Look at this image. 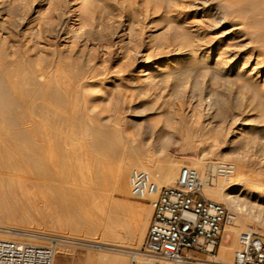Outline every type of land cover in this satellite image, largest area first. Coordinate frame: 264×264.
Returning <instances> with one entry per match:
<instances>
[{"label":"rangeland","instance_id":"obj_1","mask_svg":"<svg viewBox=\"0 0 264 264\" xmlns=\"http://www.w3.org/2000/svg\"><path fill=\"white\" fill-rule=\"evenodd\" d=\"M215 1L222 2L226 7V0ZM182 2L183 0H181L182 6H178L179 10L174 9L175 11H172V8L168 6L164 5L163 7V1L159 0H26L24 4L19 3L17 6L22 18L18 19L17 16H14L12 21L17 25L15 29L19 28L24 36L29 37L27 31L30 23L33 25L32 22L35 19H40L41 38L36 40L38 50H41V54L45 53L42 54L44 58L52 59L53 67L57 64L58 70H63L62 72L59 71L62 79L69 77L68 79L71 81L81 83L79 87L74 88L75 92L72 91V98L77 99L75 101L77 106L68 108L65 115L69 117L73 112L79 110L83 119L91 118L87 120V123L95 125L96 118L102 121L108 120L109 117L114 116L116 109H118L121 114L119 127L124 134L132 135H129L132 138V143L129 142L132 144L128 147L129 152L143 154L147 151L146 153H149L153 158L149 164L153 180L156 179L162 185H173L179 169L183 165L194 167L202 173V168L196 167L194 163L206 161H213L216 164L219 162L236 164L244 169L247 179L257 177V175L258 178L262 179L261 176H264V67L262 66L255 74L249 75L246 73L251 65L246 68V71V69H241V59H233L230 55L225 57V54L221 52L223 47L231 45L234 41H228L229 44L227 42L214 44L209 50L210 54L209 52L193 54L191 49L194 44H190L191 37L197 34L195 36L198 37L196 43L200 40L201 42L200 44L195 43V47L201 45L199 48H203L208 32L202 23L198 24L196 31L192 30L193 27L189 24L186 25L180 21L184 19L192 21L195 18L197 20L194 10L186 6L188 0L185 1L186 3ZM53 5L57 7L53 9ZM99 7L102 9L100 19L98 14L96 15ZM226 10L230 14L231 9L226 7ZM36 11L37 14H35ZM32 14L36 15L35 18ZM231 15L232 13L229 16ZM46 16L52 20L50 28L44 23ZM171 16H177L180 19V26L173 28L174 31L164 27L168 23L167 20L172 18ZM59 23L66 25H63V33L60 36L51 30L53 26L56 29ZM181 28L183 29L182 32L186 31L182 33ZM77 32H80L78 36L77 34L74 36ZM186 32L188 34L182 36ZM72 33L74 35H71ZM203 34L207 35L204 37ZM200 35L203 36L201 39L199 38ZM186 36L188 39L185 40L184 37ZM2 41L7 46L23 48L25 38L21 39L19 42L21 44L13 40L2 39ZM202 43L204 44L202 45ZM249 45L247 52L255 48L259 49L254 50L259 59L257 62L264 65V43L259 44L252 41ZM239 47L243 46L239 45ZM199 48L197 49L198 52L200 51ZM29 54L34 63L38 62L39 59L35 56V52L29 51ZM217 55L219 56L217 57ZM34 58L37 60H33ZM255 62L253 59L249 64L252 63L253 65ZM189 64H193L194 68L191 73H187L182 78L169 76L164 79L166 81H162L163 79L157 80L158 77L154 78L148 75L157 68L155 71L157 73L163 71L170 73ZM75 94L77 95L74 98ZM106 100L107 102H105ZM102 102H104V107ZM49 118L47 117L43 121L45 126H48L50 122L54 123ZM58 127L69 134L73 133L74 130V126L64 120L58 122ZM183 128H200L201 131L199 135L189 140L186 135L178 133V130H183ZM125 130L128 132H124ZM78 140V142L72 143V147L71 145L70 147L74 148L80 156L78 155L76 158L71 156L72 159L69 158V160L82 162L83 169L87 171L88 166L96 159L98 151L93 150V147L92 149L87 147L89 146L87 144L92 140L91 136ZM170 161H174L178 165L172 182H169L168 177L161 171V168ZM71 163L73 164V162ZM213 171H209V174L214 175L215 179L212 183L207 184L208 186L224 183L223 177L235 178L233 174L223 175L217 173L216 169ZM75 172L73 175L76 176L77 174L78 180H80L77 170ZM202 193L206 196L205 187L202 189ZM111 196L113 200L125 202L132 207L137 204L143 205L145 208L149 207L152 212L149 197L135 198L129 192L119 191H112ZM79 199H85V194L79 196ZM100 199L97 197L96 204L89 209L81 205L80 210L85 211L88 217H99L102 206ZM107 203L104 202L105 207ZM70 204H73V201ZM242 209L244 208L242 207ZM230 210L234 219L232 223L225 226L221 240L223 244L231 242L233 237L231 227H239L240 231L251 227L264 235V232L261 231L264 224L260 223L254 214L244 213L247 218L243 228L236 221L239 213L232 208ZM151 212L148 214L147 211H143L141 217L147 218L149 222ZM25 226L33 231H43L47 227L44 222L39 220L31 224L26 223L23 225L24 228H20L25 229ZM6 229L0 225V230ZM20 231L23 230H18V233ZM67 231H69L68 228L62 227L53 233L50 232L48 236H57L59 233ZM119 231L120 235L123 236V245L120 249L129 250L127 255V264H129L132 253L141 248L145 237L139 245L134 246L130 230L120 229ZM23 237L21 239L16 237V239L28 241ZM45 240L42 238L32 241L45 243ZM236 247L234 245L233 250ZM85 252L84 247L63 245L59 241L53 264H81L78 263V260ZM113 252L115 251L107 253V259L110 263L117 258V253Z\"/></svg>","mask_w":264,"mask_h":264},{"label":"bare ground","instance_id":"obj_2","mask_svg":"<svg viewBox=\"0 0 264 264\" xmlns=\"http://www.w3.org/2000/svg\"><path fill=\"white\" fill-rule=\"evenodd\" d=\"M159 1H163V7L164 5L168 6L172 8V11L174 9L179 10L178 6L181 5V0ZM185 1L183 0V2ZM25 2L26 0H0V225L7 228L6 230H0V238L19 240L24 236L23 238L28 240L26 242L34 243L32 240L46 239L49 237L50 232L53 233L57 229L66 227L69 231L59 233L57 235L58 241L63 245L80 246L86 249L85 254L79 258L78 263L109 264L107 253L115 251L117 258L110 264H127L129 250L120 249L123 245V236L120 235L119 230L129 229L134 246L139 245L146 235L148 222V219L141 217V215L143 211H147L149 214L151 208H145L143 205L138 204L132 207L125 202L115 201L111 193L112 191L130 193L129 173L132 166L145 169L152 174L149 164L153 161V158L149 153H146L147 151L143 154L129 152L128 147L132 145V138L129 136L131 134H124L119 127L121 114L118 109H116L114 116L109 117L108 120L102 121L96 118L95 125L87 123L90 117L87 120L83 119V115L79 110L73 112L69 117L65 115L68 108L77 106L75 105L77 99L72 98V91H74V88L79 87L81 83L71 81V79H68L69 77L62 79L59 74L61 69L58 70L57 64H54L53 67L52 59H48L46 56L44 58L42 54L45 53L41 54V50H38L36 40L41 38L40 19H35L32 22L33 25L30 23L29 27L27 26L29 37L24 36L19 28L15 29L17 25L12 21V17L22 18L19 15L17 6L19 3L24 4ZM225 4L227 9H231V16H229L228 10L220 1L188 0L186 6L194 10L197 20L196 18L195 20L191 19L192 21L184 18V20H180L177 16H171L170 20L166 19L168 23L164 27L174 31L173 28L180 26L179 22L183 21L186 25L189 24L193 27L192 30L197 31L198 24L202 23L208 32L207 40L205 38L204 47L199 48L201 45L195 47L196 40H198V37H195L197 34L191 37L190 44H194L191 49L193 54H204L209 52L214 44L234 41V43L231 42V45L225 44V47L221 45L223 49L222 51L219 49V52L225 54V57L230 55L233 59H241V69H246L251 65L248 71L246 69V74H255L264 65L257 62L259 59L254 51L257 48L249 50V52H247V49L252 41L259 44L264 43V0H226ZM56 7L53 5V9ZM97 12L96 15L98 14L100 19L102 9L99 7ZM35 14H37V11ZM107 14L109 15V13ZM102 20H104L103 17ZM44 23L50 28L51 18L46 16ZM63 25L59 23L56 29L53 26L51 30L54 31V34L60 36L63 33L64 26H66ZM51 30L49 29V31ZM79 33L77 32L75 35L72 33L71 35L76 36L77 34L78 36ZM187 34L188 32L182 34V36ZM203 35L205 37L207 34ZM201 37L203 36L200 35L199 38L201 39ZM22 38H25L23 48L20 45V48H17L18 46L16 48L7 46L2 41V39H6L8 41H18L19 43ZM184 38L185 40L188 39L187 36ZM186 42L188 43V41ZM200 42L196 44H200ZM239 45L243 47H239ZM198 48L199 52L197 51ZM29 51L35 52V56L39 59L38 62L34 63L31 60ZM220 53L218 54L221 56ZM253 59L256 62L253 65L252 63L249 64ZM225 62L227 63V60ZM193 68V64H189L170 73L166 71L157 73L155 72L157 68L148 75H150L149 77H158L157 80L163 79L162 81H166L164 79L169 76L182 78L187 73H191ZM79 78L82 77L79 76ZM82 80L84 81V79ZM81 93L83 92L81 91ZM76 95H74V98ZM45 116L46 118L50 117L54 123L50 122L48 126H45V123H43L46 120ZM61 120L74 126L73 133L69 134L58 127V122ZM200 131V128H183V130H178V133L186 135V138L191 140L194 136L199 135ZM89 136L92 137V140L87 144L89 145L87 147H91V149L93 147V150L98 151V154L94 162H91L88 166V170L85 171L82 162L71 160L79 155L71 147L72 143L79 141L78 139H85ZM91 149L89 148V150ZM71 156L73 157L71 158ZM69 158H71L73 164ZM194 165L202 168V173H200L192 167L203 176L219 167L223 168L224 172L229 171L235 175L233 179L223 177L224 183L220 181L221 183L215 186L205 185L206 196L215 201L223 202L235 212L237 211L239 215L236 221L242 227L247 218L244 213L254 214L258 221L260 220V223L264 224V176H261L262 179L258 178V175L247 179L244 169L232 163L219 162L216 164L213 161H206L195 162ZM177 167L178 165L174 161H170L161 168L163 174L168 177L169 182H172ZM76 170L80 180H78L77 174L76 176L73 175ZM154 182L158 186L162 185L156 179ZM82 194H85L83 200L79 199ZM155 196L154 193H151L143 198L149 197L152 200ZM97 197L102 199L99 200L102 205L100 216L88 217L85 211L80 210L81 205L89 209L96 204ZM71 201H73V204H70ZM104 202H108L106 207ZM38 220L46 224L45 231H33L27 229L29 227L26 228V226L23 229V225L26 223L31 224ZM231 229L233 232L231 242L229 244L221 242L217 257L207 258L208 263L206 264L215 263L218 259L225 262L231 261L234 252L233 246H237V238L241 232L239 227H231ZM18 230L23 231L18 233ZM261 231L264 232V227ZM11 233L14 234L11 235ZM16 237L19 239H16Z\"/></svg>","mask_w":264,"mask_h":264},{"label":"built area","instance_id":"obj_3","mask_svg":"<svg viewBox=\"0 0 264 264\" xmlns=\"http://www.w3.org/2000/svg\"><path fill=\"white\" fill-rule=\"evenodd\" d=\"M216 172H224L217 168ZM214 175L203 176L190 166H182L173 185L158 186L145 169L133 167L129 173L130 193L135 198L147 194L152 212L146 236L139 250L132 253L129 264H206L216 258L225 226L234 217L230 208L202 193ZM45 243L0 238V264H52L59 243L49 236ZM210 264H264V235L247 227L237 238L230 262Z\"/></svg>","mask_w":264,"mask_h":264}]
</instances>
